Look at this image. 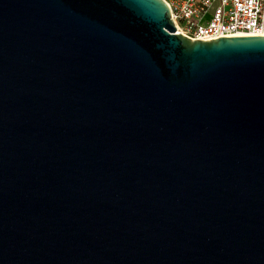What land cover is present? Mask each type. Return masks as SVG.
I'll use <instances>...</instances> for the list:
<instances>
[{"label": "water", "instance_id": "1", "mask_svg": "<svg viewBox=\"0 0 264 264\" xmlns=\"http://www.w3.org/2000/svg\"><path fill=\"white\" fill-rule=\"evenodd\" d=\"M0 264H264V37L0 0Z\"/></svg>", "mask_w": 264, "mask_h": 264}, {"label": "built area", "instance_id": "2", "mask_svg": "<svg viewBox=\"0 0 264 264\" xmlns=\"http://www.w3.org/2000/svg\"><path fill=\"white\" fill-rule=\"evenodd\" d=\"M176 29L196 41L264 37V0H164Z\"/></svg>", "mask_w": 264, "mask_h": 264}]
</instances>
